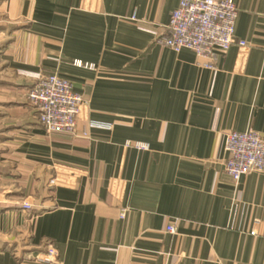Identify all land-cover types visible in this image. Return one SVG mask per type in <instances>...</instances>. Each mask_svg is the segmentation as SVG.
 Segmentation results:
<instances>
[{
  "label": "crops",
  "instance_id": "1",
  "mask_svg": "<svg viewBox=\"0 0 264 264\" xmlns=\"http://www.w3.org/2000/svg\"><path fill=\"white\" fill-rule=\"evenodd\" d=\"M232 1L247 45L210 70L157 43L180 0H0V264H264V173L237 187L224 147L264 138V0ZM41 73L83 97L76 135L40 123Z\"/></svg>",
  "mask_w": 264,
  "mask_h": 264
},
{
  "label": "built area",
  "instance_id": "2",
  "mask_svg": "<svg viewBox=\"0 0 264 264\" xmlns=\"http://www.w3.org/2000/svg\"><path fill=\"white\" fill-rule=\"evenodd\" d=\"M238 9L232 0H180L173 11L169 24L158 34L157 43L180 53L193 51L199 65L216 69L217 53H226L232 46L245 47L244 41L235 36ZM78 67L91 68L81 61ZM30 105L37 111L40 123L48 135H76L77 120L84 103L83 97L74 92L73 84L56 73L36 75L34 85L28 90ZM225 151L229 158L225 171L238 187L241 180L251 173H264V138L249 130L231 132L225 139ZM145 149V146L138 145ZM30 211L29 203L23 204ZM127 210H122L120 219H125ZM166 230L175 233L174 225ZM43 264H63L59 252L52 243L35 255Z\"/></svg>",
  "mask_w": 264,
  "mask_h": 264
}]
</instances>
